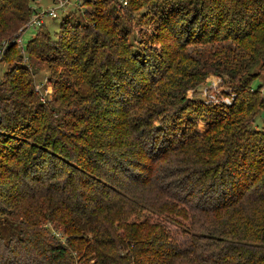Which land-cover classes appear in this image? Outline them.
Returning <instances> with one entry per match:
<instances>
[{
	"label": "trees",
	"instance_id": "obj_1",
	"mask_svg": "<svg viewBox=\"0 0 264 264\" xmlns=\"http://www.w3.org/2000/svg\"><path fill=\"white\" fill-rule=\"evenodd\" d=\"M32 1L0 0V264H264V0L68 12L23 56ZM150 1L148 67L128 37ZM212 76L230 104L187 98Z\"/></svg>",
	"mask_w": 264,
	"mask_h": 264
},
{
	"label": "rangeland",
	"instance_id": "obj_2",
	"mask_svg": "<svg viewBox=\"0 0 264 264\" xmlns=\"http://www.w3.org/2000/svg\"><path fill=\"white\" fill-rule=\"evenodd\" d=\"M56 0H33L31 2V6L35 8V11L37 12H43L47 9L55 6ZM153 1H150L148 4L139 5L135 11H134V17L132 20V30L130 33V36L128 37V42L131 44V48L135 49L141 57H144L147 59V66L149 67L150 63L153 61L154 57H156L157 51L160 49L161 45L159 42H156L155 39L151 37V35L155 31V17L152 14L153 8L151 5H153ZM103 5V6H102ZM105 5V6H104ZM112 6L116 8L117 10L121 9V7L124 9L128 6L130 7L129 0H68L67 5L61 9L58 10V17L52 18L48 16L47 14L43 15L42 22L44 23V27L47 29L49 34L52 37H55L56 33L59 31V24L61 18L66 14L70 13V17H76V19H84L86 18L87 21L91 20L90 15L86 14L89 12H96L98 10L101 11V9H104V7ZM79 11V14H73L74 11ZM122 10V9H121ZM98 11V12H100ZM122 14V12H121ZM186 19V18H185ZM36 28L28 27L23 34L21 35V41L22 45L25 46L27 41L33 36L35 33ZM18 54L25 56V52L23 49L17 47ZM201 49L199 45L190 46L187 48V50L190 52L192 50L196 51ZM15 54V52H14ZM194 54V53H193ZM15 55L11 60L8 62L3 60L0 61V72L1 69H5L6 67H9L13 61L15 60ZM23 61L26 62V59L23 58ZM258 70V66H255L253 71ZM1 74V73H0ZM49 72L45 69H39L38 72H36V75L34 76V85L35 90L38 92L39 97L42 100L49 99L52 95V85L48 80ZM212 78V79H211ZM210 78V82L208 81L206 84L200 85L195 90L190 89L187 91V98L191 101H201L203 103H210L211 99L210 95H216L214 94L215 89H211L208 87L213 81L215 82V86L217 83V86L219 87V91L221 88H224V91H228L225 89L224 86H220V80H215V76H212ZM261 85L262 94L264 96V71L260 72L257 77L253 80L252 86L254 88ZM217 89V88H216ZM228 89V88H227ZM222 92V91H221ZM220 93V92H219ZM222 93H220L221 95ZM253 126L256 128H260L264 126V108L259 112V114L256 116ZM58 231V230H56ZM57 235H59L58 232H56Z\"/></svg>",
	"mask_w": 264,
	"mask_h": 264
},
{
	"label": "built area",
	"instance_id": "obj_3",
	"mask_svg": "<svg viewBox=\"0 0 264 264\" xmlns=\"http://www.w3.org/2000/svg\"><path fill=\"white\" fill-rule=\"evenodd\" d=\"M67 3H68V0H56L55 6L47 9L46 11H43V12L34 11L31 15L28 23L26 24V27L27 28L28 27H33V28L39 27L42 24V18H43V15H45V14H47L48 16H50L52 18H57L58 17V10L63 9L67 5ZM17 45L20 46L21 49L23 48L21 37L17 39ZM2 57H3V49L1 48L0 49V60L2 59ZM215 80L219 81L220 78L216 77ZM220 82H221V80H220ZM208 87L211 89H215L214 94L216 93V95H210L211 99H213V100H210V103L217 104V105L218 104L228 105L231 103V96L230 95H224V96H222V94L220 95L221 90L219 91V87L217 86V83L215 86V82L213 81V83L208 85Z\"/></svg>",
	"mask_w": 264,
	"mask_h": 264
}]
</instances>
